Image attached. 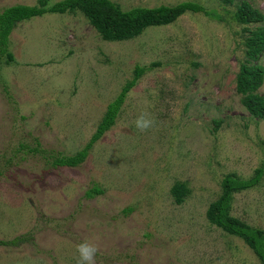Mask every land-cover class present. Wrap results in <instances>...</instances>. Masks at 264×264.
<instances>
[{"label":"rangeland","instance_id":"obj_1","mask_svg":"<svg viewBox=\"0 0 264 264\" xmlns=\"http://www.w3.org/2000/svg\"><path fill=\"white\" fill-rule=\"evenodd\" d=\"M38 1L0 0V12ZM110 1L123 11L192 1L213 16L187 13L120 42L103 41L80 13L16 25L12 60L0 66V156L13 162L0 158V241L30 237L0 246V264H78L85 240L98 245L96 264H260L206 212L226 174L264 169V122L235 91L244 45L234 20L242 1L264 14V0ZM253 64L264 69V52ZM136 66L148 71L81 165L51 168L20 151L77 153ZM142 113L155 121L145 132L135 126ZM177 182L190 192L180 204L170 195ZM94 188L101 194L88 197ZM230 215L264 231V176L233 196Z\"/></svg>","mask_w":264,"mask_h":264},{"label":"trees","instance_id":"obj_2","mask_svg":"<svg viewBox=\"0 0 264 264\" xmlns=\"http://www.w3.org/2000/svg\"><path fill=\"white\" fill-rule=\"evenodd\" d=\"M225 2L231 3V0H225ZM77 13L82 14L101 39L106 42L137 38L146 29L170 25L187 13L213 16L203 6L192 1L181 2L170 7H136L125 11L120 10L110 0H62L51 5L46 0H39L35 6L13 5L3 8L0 12V66L12 60L9 38L17 24L46 14L75 15ZM234 20L241 26L244 45V62L239 66L236 75L235 91L241 97L240 104L245 111L252 118L264 122V96L259 94V89L263 85L264 69L258 64H253V61H257L259 55L264 52V14L248 2L242 1L236 6ZM253 25L256 26L253 27ZM147 71V67H135L132 79L126 82L119 95L106 106L95 132L77 153L64 155L46 152L40 148L38 143L36 148L21 144L20 151L40 156L51 168L78 167L86 160L93 146L114 127L127 94ZM219 125V122H215L214 129L216 130ZM0 158L5 163L13 164L9 157L0 156ZM23 159L21 157L19 160ZM3 172L4 170L0 167V176ZM263 176L262 167L257 168L247 179H242L234 173L226 174L220 182L219 196L208 206L206 212L210 225L229 236L242 240L260 264H264V231L250 227L232 217L230 210L233 196L257 187ZM189 193L186 184L181 182L175 183L170 189L171 197L178 204L184 202ZM96 194H101V191L94 188L87 193V196L93 197ZM28 237H30L29 234H26L11 242L0 241V246L24 243Z\"/></svg>","mask_w":264,"mask_h":264},{"label":"clouds","instance_id":"obj_3","mask_svg":"<svg viewBox=\"0 0 264 264\" xmlns=\"http://www.w3.org/2000/svg\"><path fill=\"white\" fill-rule=\"evenodd\" d=\"M155 121L148 117L146 113H142L135 121L136 128L145 132L153 127ZM79 254L78 264H96V255L99 251L98 245L87 240L79 243L76 246Z\"/></svg>","mask_w":264,"mask_h":264}]
</instances>
